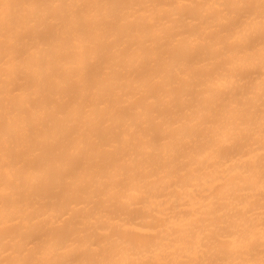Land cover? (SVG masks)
Here are the masks:
<instances>
[{
  "label": "bare ground",
  "instance_id": "1",
  "mask_svg": "<svg viewBox=\"0 0 264 264\" xmlns=\"http://www.w3.org/2000/svg\"><path fill=\"white\" fill-rule=\"evenodd\" d=\"M0 264H264V0H0Z\"/></svg>",
  "mask_w": 264,
  "mask_h": 264
}]
</instances>
